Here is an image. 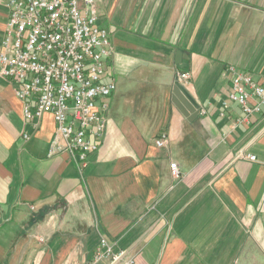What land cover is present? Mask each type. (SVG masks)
I'll use <instances>...</instances> for the list:
<instances>
[{
    "label": "crops",
    "instance_id": "crops-1",
    "mask_svg": "<svg viewBox=\"0 0 264 264\" xmlns=\"http://www.w3.org/2000/svg\"><path fill=\"white\" fill-rule=\"evenodd\" d=\"M97 3L116 91L84 172L0 76V264H92L101 238L135 264H264V112L244 121L227 71L264 77V0ZM9 13L0 0V50Z\"/></svg>",
    "mask_w": 264,
    "mask_h": 264
},
{
    "label": "built area",
    "instance_id": "built-area-1",
    "mask_svg": "<svg viewBox=\"0 0 264 264\" xmlns=\"http://www.w3.org/2000/svg\"><path fill=\"white\" fill-rule=\"evenodd\" d=\"M5 3L10 13L0 50V76L17 86L15 95L23 101L26 121L53 116L57 132L49 154L70 153L84 172L104 139L107 101L116 91L115 82L107 81V62L114 51L111 33L101 26L97 0ZM227 71L232 77L229 101L241 108L244 121L263 113L264 77L257 79L234 66ZM180 79L188 80L189 75ZM156 144L165 147L166 137ZM245 157L256 161L255 156ZM171 170L180 178L177 163H171ZM99 242L92 264H135L105 238Z\"/></svg>",
    "mask_w": 264,
    "mask_h": 264
},
{
    "label": "water",
    "instance_id": "water-1",
    "mask_svg": "<svg viewBox=\"0 0 264 264\" xmlns=\"http://www.w3.org/2000/svg\"><path fill=\"white\" fill-rule=\"evenodd\" d=\"M176 92V101L177 105L180 107L182 112L192 121L196 120L200 113V107L198 104H196L190 95L185 91L184 86L180 85L179 82L176 84L175 87ZM184 92V94H181V92Z\"/></svg>",
    "mask_w": 264,
    "mask_h": 264
}]
</instances>
